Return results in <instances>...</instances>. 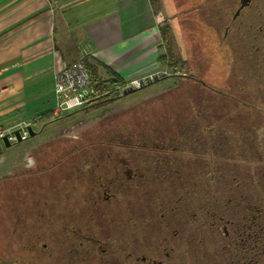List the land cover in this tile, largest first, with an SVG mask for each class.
I'll use <instances>...</instances> for the list:
<instances>
[{"label":"flooded vegetation","instance_id":"flooded-vegetation-1","mask_svg":"<svg viewBox=\"0 0 264 264\" xmlns=\"http://www.w3.org/2000/svg\"><path fill=\"white\" fill-rule=\"evenodd\" d=\"M210 1L221 80L180 74L205 98L175 131L80 145L18 211L15 264H264V0Z\"/></svg>","mask_w":264,"mask_h":264},{"label":"crops","instance_id":"crops-1","mask_svg":"<svg viewBox=\"0 0 264 264\" xmlns=\"http://www.w3.org/2000/svg\"><path fill=\"white\" fill-rule=\"evenodd\" d=\"M163 25L150 0H0V127L46 123L38 118L51 112L55 75L78 58L98 81L110 77L103 66L125 84L158 74ZM11 151L0 148V178L14 173Z\"/></svg>","mask_w":264,"mask_h":264},{"label":"rangeland","instance_id":"rangeland-1","mask_svg":"<svg viewBox=\"0 0 264 264\" xmlns=\"http://www.w3.org/2000/svg\"><path fill=\"white\" fill-rule=\"evenodd\" d=\"M210 7V0H158L154 8L161 12L165 19V25L169 27L168 44L173 57L177 60V65L175 67L165 66L158 74H155L159 78L157 82L126 95H123L124 90L120 91L121 88H119L120 96L115 101L106 103L99 108L89 107L74 111L70 113L69 117H52L40 128L35 129L38 132L36 136L27 138V140L11 147L14 151L9 153L10 162L13 163L9 164L10 173L27 170L26 166L30 164V161L33 162L31 167L33 169L38 164L37 158L47 147L52 146L53 142L69 141L73 144L75 141L83 139L81 136L86 138L112 132L115 130L114 123H117L116 116L120 117L129 110L182 86L180 74H200L206 81L207 79L221 80L219 72H216L215 78H212L213 74L209 69L211 52L207 40L208 25L205 13ZM150 77L152 78V76ZM142 80L145 82L146 78ZM27 124L25 125L27 126ZM119 125V123L116 124V126ZM122 125L124 128L113 131L109 138L125 133L128 128H139L136 125L133 127V123Z\"/></svg>","mask_w":264,"mask_h":264},{"label":"trees","instance_id":"trees-1","mask_svg":"<svg viewBox=\"0 0 264 264\" xmlns=\"http://www.w3.org/2000/svg\"><path fill=\"white\" fill-rule=\"evenodd\" d=\"M158 0H150L155 5ZM163 43L167 53L160 56V62H165L167 66L175 67L177 60L173 57L171 48L168 44L169 27L163 25L161 28ZM82 60L90 74L101 88L112 90L109 95L89 104L79 110L86 108H99L106 103L115 101L120 96L119 88L125 85L112 70L103 66L104 70L110 76L108 80L98 81L95 79L96 73L86 58ZM100 65V64H98ZM180 85V84H179ZM180 87L170 90L166 94L156 99L146 102L127 113L116 116L117 123H133L138 129L146 127L166 128L175 131L184 118L195 113L198 101L205 98V93L201 92V85L195 86L191 78L181 77ZM172 91V92H171ZM78 111V110H76ZM66 114L63 117H69ZM62 117V118H63ZM52 118L51 112L39 116L38 121H46ZM114 127L116 128V124ZM219 123V122H218ZM85 137V136H84ZM79 139L73 144L66 142H53L52 146L37 158V165L32 169L16 171L12 175L0 178V264H15L16 253V229L17 213L23 209H30L33 205V194L37 191L58 193L57 187L62 186L65 172L68 169L69 160H75L76 151H79L80 145L95 146L102 145L101 137L88 136ZM95 139V140H94ZM59 179V180H57ZM37 189V191H36ZM26 214V213H25Z\"/></svg>","mask_w":264,"mask_h":264},{"label":"built area","instance_id":"built-area-1","mask_svg":"<svg viewBox=\"0 0 264 264\" xmlns=\"http://www.w3.org/2000/svg\"><path fill=\"white\" fill-rule=\"evenodd\" d=\"M139 81H131L121 87L120 91L129 87H137ZM112 90L101 88L100 85L90 76L82 58L77 59L72 64L64 67L55 75L54 81V104L51 108V115L54 118H61L82 107L97 102L109 95ZM35 120L27 125H33ZM26 126V125H25ZM25 126L19 128L0 127V148H4L3 137L8 142L14 143L16 137L14 131L19 129L22 138H28Z\"/></svg>","mask_w":264,"mask_h":264},{"label":"water","instance_id":"water-1","mask_svg":"<svg viewBox=\"0 0 264 264\" xmlns=\"http://www.w3.org/2000/svg\"><path fill=\"white\" fill-rule=\"evenodd\" d=\"M158 80H159V78L154 74L152 76V78L151 77L146 78V81L145 82L143 80H140L139 81V85H138L137 88H131V87H129L126 90H124L123 91V95H126L128 93H131V92H133V91H135L137 89H141V88H143V87H145L147 85H151L152 83H155ZM26 130L28 132V138H32V137L36 136V134L38 133V132L34 131L33 128H32V126H30V125H27L26 126ZM14 135L16 137V141L14 143L8 142L7 138L6 137H3V139H2L3 140V145H4V147L6 149H9V148H11L12 146H14L16 144H19V143L23 142L24 140H27L26 138L24 139V138L21 137L19 129H16L14 131Z\"/></svg>","mask_w":264,"mask_h":264}]
</instances>
